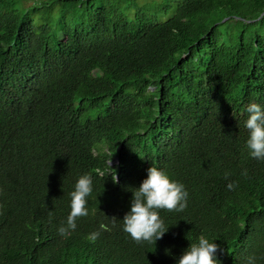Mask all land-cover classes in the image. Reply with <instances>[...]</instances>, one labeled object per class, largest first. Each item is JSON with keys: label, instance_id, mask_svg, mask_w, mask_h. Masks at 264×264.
Returning <instances> with one entry per match:
<instances>
[{"label": "trees", "instance_id": "obj_1", "mask_svg": "<svg viewBox=\"0 0 264 264\" xmlns=\"http://www.w3.org/2000/svg\"><path fill=\"white\" fill-rule=\"evenodd\" d=\"M26 1L0 0V264H175L201 235L220 264H264V160L244 127L264 105V0ZM151 166L189 193L155 244L109 219ZM85 173L89 215L61 234Z\"/></svg>", "mask_w": 264, "mask_h": 264}, {"label": "clouds", "instance_id": "obj_2", "mask_svg": "<svg viewBox=\"0 0 264 264\" xmlns=\"http://www.w3.org/2000/svg\"><path fill=\"white\" fill-rule=\"evenodd\" d=\"M244 111L247 154L257 160H264V105L250 102ZM110 165L111 159L106 161V174L111 173V179L116 183L115 169ZM106 174L101 173L104 177ZM237 186L238 182L230 181L227 189L234 191ZM93 190V176L88 173L80 175L69 193L70 212L66 225L58 229L61 234H66L69 230L74 231L77 228V218L89 215L88 198ZM188 195L186 186L182 182L172 179L166 171L151 166L147 169V175L139 187L132 189L130 207L123 219L117 220L115 217L109 219L113 223L120 221L123 231L136 242L147 241L155 244L169 229L161 217L160 210L183 212L188 204ZM107 227L105 224L100 225L101 230H107ZM100 235L101 231L98 230L91 232L89 237L95 242ZM217 249L218 245L215 241L201 235L189 244L176 259L175 264H220L215 257ZM259 260L260 258L255 254H251L246 258V264H259Z\"/></svg>", "mask_w": 264, "mask_h": 264}, {"label": "rangeland", "instance_id": "obj_3", "mask_svg": "<svg viewBox=\"0 0 264 264\" xmlns=\"http://www.w3.org/2000/svg\"><path fill=\"white\" fill-rule=\"evenodd\" d=\"M33 2L34 0H27L24 3V6H30L31 4H33ZM78 9L79 6L73 3H59L57 4L56 12H62L65 15L73 16L75 13H77Z\"/></svg>", "mask_w": 264, "mask_h": 264}]
</instances>
